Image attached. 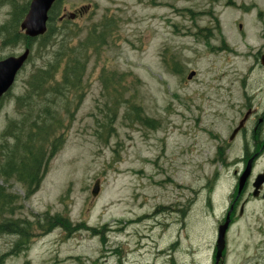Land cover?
<instances>
[{
    "label": "rangeland",
    "instance_id": "374dc122",
    "mask_svg": "<svg viewBox=\"0 0 264 264\" xmlns=\"http://www.w3.org/2000/svg\"><path fill=\"white\" fill-rule=\"evenodd\" d=\"M30 2L0 0V60L30 51L0 101V171L10 145L4 133L21 119L24 106L16 103L28 78L47 70L54 81L45 92L61 93L65 63L88 30L107 21L109 36L96 51L80 52L79 90L44 97L62 123L53 138L61 146L37 191L28 196L15 179L0 178L12 197L0 225L27 228L19 248L18 235L0 234V264H214L237 169L219 163L217 147L236 126L244 91L252 101L264 79L249 70L264 36V0H61L52 25L65 36L53 34L47 46L4 45L12 5ZM224 40L233 54L215 53ZM104 71L128 76L127 87L129 75L139 81L135 105L151 124L131 122L127 104L110 101ZM238 145L228 162L239 156ZM263 168L264 154L254 173ZM57 215L82 229L35 226ZM225 244L222 264H264V201L251 200L236 215Z\"/></svg>",
    "mask_w": 264,
    "mask_h": 264
},
{
    "label": "trees",
    "instance_id": "16d2710c",
    "mask_svg": "<svg viewBox=\"0 0 264 264\" xmlns=\"http://www.w3.org/2000/svg\"><path fill=\"white\" fill-rule=\"evenodd\" d=\"M60 1L61 0H57L49 12L46 33L36 40L25 38L22 33L17 31L19 23L27 11V4L22 7L12 5V18L7 25L2 27V31L6 34L2 43L7 45L24 42L27 47H30L38 40L40 44L47 46L53 34L65 36L64 32H55L52 25L55 21L56 10ZM106 24L107 21L99 24L98 27H92L88 30L84 39L80 40L78 43L80 52L86 49L96 51L100 45L104 44L106 38L109 36ZM216 26L219 28L218 23ZM72 36L73 35H71L70 38H72ZM80 52L76 55L74 54L75 52H72L74 56L65 63L63 73L61 74V93L60 91L55 93L53 90L45 92L43 86L45 84H51L54 81L47 70H39L28 78L25 94L23 97L18 98L16 103L18 107L21 105L24 106V112L20 116L21 119L13 123L11 122L5 130L4 137L9 139L10 145L6 146L5 144L4 165L2 171H0V178L4 180L15 179L25 187L28 196L37 191L45 174L47 164L61 146L60 143L57 145L56 139L53 138L61 128L62 123L56 116V113L51 111V104H49L44 97L52 92V96L59 95L62 99H64L65 96L66 99L67 94L70 93L71 90L76 91L80 89V79L83 71V64L78 58ZM125 77L128 76L116 75L115 73L108 75V73L104 71L100 79L103 90L106 95L108 94L110 96V101L113 100V104H127V108H129L132 116L131 122L141 123L142 126H148L151 124V121L145 118L144 115L142 117L139 107L135 105V93L140 83L135 77L129 75L130 84L129 87H127L124 85L127 81ZM121 84L124 86H121ZM126 93H129V96L126 100H122V97L126 95ZM33 97H36L38 102L33 104ZM42 98H44L43 101L41 100ZM25 103H27V105H24ZM11 202V195H7L2 187H0V213L9 208ZM43 222L40 224V222L37 221L35 226L44 228L43 231L46 229V232L56 227H61L64 231H77L82 229L78 227V225L72 227L67 219H63L58 215L51 219L45 216ZM26 230L27 228L25 226L18 227L16 224L12 223L0 225V234H16L20 237L19 242L15 245L16 248L21 247L24 243L22 239L24 238Z\"/></svg>",
    "mask_w": 264,
    "mask_h": 264
},
{
    "label": "flooded vegetation",
    "instance_id": "af4514ba",
    "mask_svg": "<svg viewBox=\"0 0 264 264\" xmlns=\"http://www.w3.org/2000/svg\"><path fill=\"white\" fill-rule=\"evenodd\" d=\"M237 28L240 33H243L241 24H238ZM217 48L215 52L217 54H233V51L229 52L225 40ZM252 59L253 65L249 70L257 69L258 72L264 73V36L255 49ZM257 97L259 100H256ZM242 99L244 102L238 111L236 126L231 130L228 138L224 139L217 147V152L219 151L221 155L219 163L227 168L230 166L237 168L233 171L235 184L224 216L225 220L229 214V226L234 223L236 215L239 217L243 215L245 207L251 203V200L261 199L264 201V183L259 187L258 195L256 197L253 196L254 182L259 175L264 174V168L254 173L257 163L264 154V79L260 78L256 81V91L253 97L255 101H251L245 91ZM235 142L239 143V156L235 160L228 162L227 154L232 150ZM248 165H250V174L239 192V181Z\"/></svg>",
    "mask_w": 264,
    "mask_h": 264
},
{
    "label": "water",
    "instance_id": "95a60500",
    "mask_svg": "<svg viewBox=\"0 0 264 264\" xmlns=\"http://www.w3.org/2000/svg\"><path fill=\"white\" fill-rule=\"evenodd\" d=\"M57 0H31L28 8V12L25 15L23 21L20 24V31L28 39H35L45 34L47 30L48 13L51 10L53 4ZM30 51L28 48L18 56H10L0 60V99L10 91L15 79L21 69L24 67L28 60ZM194 72L187 75V80H191L194 76ZM250 174V165L247 166L244 174L239 181V192ZM264 183V174L259 175L254 182V194L258 195L259 187ZM100 181L96 180L92 190L91 197L94 199L99 193ZM264 199V195H263ZM230 220L229 214L226 216L224 223L217 229V238L215 243V262L214 264H222L223 251L225 249V236L229 228Z\"/></svg>",
    "mask_w": 264,
    "mask_h": 264
}]
</instances>
